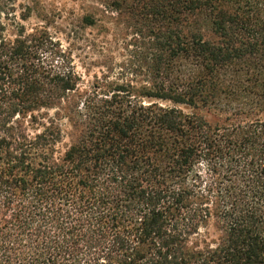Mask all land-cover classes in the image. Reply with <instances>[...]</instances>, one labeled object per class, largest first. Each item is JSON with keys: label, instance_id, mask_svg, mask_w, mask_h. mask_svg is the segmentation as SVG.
Segmentation results:
<instances>
[{"label": "trees", "instance_id": "trees-1", "mask_svg": "<svg viewBox=\"0 0 264 264\" xmlns=\"http://www.w3.org/2000/svg\"><path fill=\"white\" fill-rule=\"evenodd\" d=\"M99 3L141 79L0 0V264H264V0Z\"/></svg>", "mask_w": 264, "mask_h": 264}, {"label": "rangeland", "instance_id": "rangeland-1", "mask_svg": "<svg viewBox=\"0 0 264 264\" xmlns=\"http://www.w3.org/2000/svg\"><path fill=\"white\" fill-rule=\"evenodd\" d=\"M100 0H12L16 21L28 29L45 25L48 31L69 50L76 70L87 85L94 75L142 78L144 71L124 44L130 39L124 15L104 8ZM31 9L25 20L18 16ZM93 14L95 24L85 26L84 14ZM18 17V18H17Z\"/></svg>", "mask_w": 264, "mask_h": 264}]
</instances>
